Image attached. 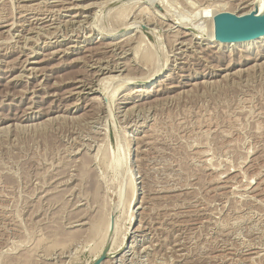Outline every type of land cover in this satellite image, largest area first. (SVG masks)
<instances>
[{
	"label": "rangeland",
	"instance_id": "obj_1",
	"mask_svg": "<svg viewBox=\"0 0 264 264\" xmlns=\"http://www.w3.org/2000/svg\"><path fill=\"white\" fill-rule=\"evenodd\" d=\"M63 1L0 0V264H264L253 0Z\"/></svg>",
	"mask_w": 264,
	"mask_h": 264
},
{
	"label": "water",
	"instance_id": "obj_2",
	"mask_svg": "<svg viewBox=\"0 0 264 264\" xmlns=\"http://www.w3.org/2000/svg\"><path fill=\"white\" fill-rule=\"evenodd\" d=\"M214 39L218 42H241L264 35V12L237 15L221 11L213 16Z\"/></svg>",
	"mask_w": 264,
	"mask_h": 264
},
{
	"label": "bare ground",
	"instance_id": "obj_3",
	"mask_svg": "<svg viewBox=\"0 0 264 264\" xmlns=\"http://www.w3.org/2000/svg\"><path fill=\"white\" fill-rule=\"evenodd\" d=\"M45 1V0H44ZM63 1V0H62ZM72 2L70 3V4H72V5H76V7H77V5H79V4H75V1H80V2H82V1H87V0H71ZM106 1V0H105ZM111 1V0H110ZM139 1V0H138ZM56 2V1H55ZM64 2V1H63ZM106 2H108V1H106ZM136 2V1H135ZM56 3H58V2H56ZM62 3V2H61ZM65 3H66V1H65ZM74 3V4H73ZM105 3V2H104ZM249 3V7L251 6L250 4V2H248ZM106 4V3H105ZM63 6H65V5H63ZM85 6V5H84ZM89 6H90V4H89ZM95 6V5H94ZM209 6V5H208ZM207 6V7H208ZM213 6V5H212ZM67 7V6H66ZM65 7V8H66ZM79 7V6H78ZM142 7V6H141ZM210 7H211V5H210ZM210 7H208V8H210ZM248 7V8H249ZM67 8H69V7H67ZM82 9L84 8V7H81ZM203 8V7H202ZM201 9V8H200ZM209 10L210 9H207V8H205V6H204V8L203 9H201V14H202V17H203V15H205V16H207L208 15V13H209ZM250 9H248V11H249ZM257 11V12H259V13H262V12H264V0H253V3H252V8H251V10L249 11V12H252V11ZM245 11H247V10H245ZM140 12V11H139ZM229 12V11H228ZM249 12H246V13H249ZM79 13V12H78ZM218 13V12H217ZM231 13H233V12H231ZM245 13V12H244ZM245 13V14H246ZM210 14V13H209ZM216 14V13H215ZM214 14V15H215ZM236 14V13H235ZM213 15V16H214ZM237 15H243V14H237ZM72 16V15H71ZM209 16V15H208ZM213 16H212V30H211V32L209 33V34H212V37H213V40L215 41V42H218V41H216L215 39H214V31H213ZM48 17V16H47ZM46 19V18H45ZM50 19V18H49ZM84 19V18H83ZM42 20H43V18H42ZM47 20V19H46ZM11 27V26H10ZM40 28V27H39ZM211 29V28H210ZM75 30V29H74ZM37 31V30H36ZM73 32V31H72ZM73 35V34H72ZM209 36V35H208ZM122 37V36H121ZM209 37H211V35L209 36ZM211 37V38H212ZM261 37H264V35L263 36H260V37H258V38H261ZM175 38V37H174ZM258 38H255V39H258ZM126 39V38H125ZM128 39V38H127ZM131 39V38H130ZM191 39V38H190ZM255 39H251V40H255ZM193 40V39H192ZM208 40V39H207ZM251 40H246V41H241V42H228V43H222V42H218V43H221V44H235V43H242V42H247V41H251ZM123 41V40H122ZM127 41V40H126ZM125 41V42H126ZM130 41H132V40H130ZM130 41H128V42H130ZM113 42V41H112ZM120 42V41H119ZM118 42V43H119ZM127 42V43H128ZM189 42V41H188ZM192 42V41H191ZM195 42V41H194ZM110 43V42H109ZM122 43V42H121ZM127 43H125L124 45H118L117 43V45H118V47L117 48H124L126 45H127ZM54 44V43H53ZM116 44H114V42H113V44H107V45H104V46H102V47H104V48H112L113 49V46H114V48H116L115 46H116ZM129 44V43H128ZM128 46V45H127ZM126 46V47H127ZM67 47V46H66ZM186 47V46H185ZM87 48V47H86ZM29 49V48H28ZM72 49V48H71ZM70 49V50H71ZM82 49V48H81ZM69 50V49H68ZM76 50H78V48L76 49ZM114 50V49H113ZM118 50H120V49H118ZM124 50V49H123ZM122 50V51H123ZM128 50V49H127ZM55 51V50H54ZM54 51H53V53H54ZM58 51V50H57ZM82 51V50H81ZM110 51V50H109ZM66 52H67V50H66ZM90 52V51H89ZM127 52V51H126ZM52 53V54H53ZM70 53H72V52H70ZM74 53V52H73ZM125 54V53H124ZM127 57V56H126ZM26 64V63H25ZM120 64V63H119ZM99 66V65H98ZM104 66V65H103ZM103 66H101L100 67V69L98 70L99 71V73L98 74H96L95 76H97V75H99L100 73L102 74L103 72H104V70H108L107 68H102ZM105 67H107V65L105 66ZM113 67V66H112ZM111 67V68H112ZM116 67V66H115ZM109 68V67H108ZM24 69V68H23ZM34 68H32L31 70H33ZM36 69V68H35ZM98 69V68H97ZM30 70V69H29ZM95 70V69H94ZM93 70V71H94ZM121 70V69H120ZM130 70V69H129ZM34 71V70H33ZM92 71V72H93ZM97 71V72H98ZM115 71H118V70H115ZM123 71V70H122ZM108 72V71H107ZM94 73V72H93ZM116 75V74H115ZM110 77V76H109ZM105 78H107V77H105ZM105 78H99L100 79V81L101 80H103V79H105ZM112 78V77H111ZM114 78V77H113ZM124 79V78H123ZM81 80V79H80ZM86 80V79H85ZM93 80H94V78H93ZM106 80V79H105ZM108 80V79H107ZM110 80V79H109ZM117 80V79H116ZM77 81V80H76ZM86 81H88V80H86ZM90 81V80H89ZM92 81V80H91ZM94 81H96V80H94ZM97 81L99 82V80L97 79ZM108 82V81H107ZM80 83H82V82H80ZM80 83H78V84H80ZM91 83V82H90ZM89 83V84H90ZM94 83V82H93ZM96 83V82H95ZM77 84V83H76ZM97 84V83H96ZM88 85V84H87ZM104 85V84H103ZM94 86V85H93ZM78 88H80V90L78 91V92H75L74 94H81V95H83V92H82V90H84V89H88V92L89 91H91L92 90V86H90V87H85V85L84 84H80L79 86H78ZM104 88V87H103ZM105 89V88H104ZM94 90V89H93ZM87 92V93H88ZM147 134V133H146ZM148 137V136H147ZM146 137V138H147ZM145 141H147V139L145 140ZM149 142V141H148ZM146 143V142H145ZM200 154V153H199ZM134 251V250H133Z\"/></svg>",
	"mask_w": 264,
	"mask_h": 264
}]
</instances>
